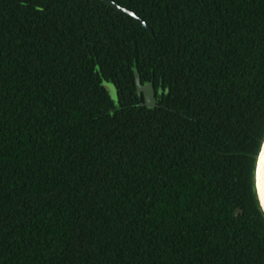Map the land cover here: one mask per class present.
Returning a JSON list of instances; mask_svg holds the SVG:
<instances>
[{
    "label": "trees",
    "instance_id": "trees-1",
    "mask_svg": "<svg viewBox=\"0 0 264 264\" xmlns=\"http://www.w3.org/2000/svg\"><path fill=\"white\" fill-rule=\"evenodd\" d=\"M112 1L0 0V264H264V0Z\"/></svg>",
    "mask_w": 264,
    "mask_h": 264
},
{
    "label": "water",
    "instance_id": "water-1",
    "mask_svg": "<svg viewBox=\"0 0 264 264\" xmlns=\"http://www.w3.org/2000/svg\"><path fill=\"white\" fill-rule=\"evenodd\" d=\"M99 1L104 2L107 6L113 8L115 11L134 19L138 24H140L143 28H145V30L151 36H153L152 29L142 19L138 18L133 12H131V11H129L123 7H120L119 5H117L112 0H99ZM134 76H135V84H136L137 93L142 94L143 99H144L141 106H144V107L149 108V109L154 108L156 106V99L154 96V90H153L152 86L150 84H141L139 74L135 73ZM102 85L108 91L110 96L113 95V97H115L116 102H117V92H116L114 85H112L106 81H103ZM261 153H264V139H262L261 145L259 147L258 153L255 157V162H254V170H253L254 194L257 192L256 179H255L256 163H257V160H258ZM255 198H256L257 205L260 206V211H264V200H261L258 196H255Z\"/></svg>",
    "mask_w": 264,
    "mask_h": 264
},
{
    "label": "snow or ice",
    "instance_id": "snow-or-ice-1",
    "mask_svg": "<svg viewBox=\"0 0 264 264\" xmlns=\"http://www.w3.org/2000/svg\"><path fill=\"white\" fill-rule=\"evenodd\" d=\"M37 10H42V9H37ZM260 138L264 139V130L261 131ZM255 179H256L257 192L254 195L258 196L261 200H264V153H261L257 160ZM251 186H252V179L250 177L249 187L251 188ZM256 207H257L258 214L261 215V217H264V211H260L259 205H257Z\"/></svg>",
    "mask_w": 264,
    "mask_h": 264
},
{
    "label": "rangeland",
    "instance_id": "rangeland-1",
    "mask_svg": "<svg viewBox=\"0 0 264 264\" xmlns=\"http://www.w3.org/2000/svg\"><path fill=\"white\" fill-rule=\"evenodd\" d=\"M111 97V99L114 101V103L116 104L117 102H116V99H115V97H113V95L112 96H110Z\"/></svg>",
    "mask_w": 264,
    "mask_h": 264
}]
</instances>
